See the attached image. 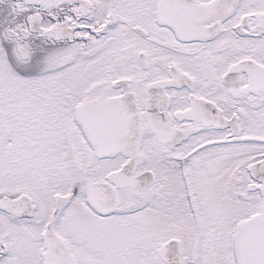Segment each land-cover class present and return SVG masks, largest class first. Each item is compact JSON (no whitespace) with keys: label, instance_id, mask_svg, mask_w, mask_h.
<instances>
[{"label":"flooded vegetation","instance_id":"af4514ba","mask_svg":"<svg viewBox=\"0 0 264 264\" xmlns=\"http://www.w3.org/2000/svg\"><path fill=\"white\" fill-rule=\"evenodd\" d=\"M109 99L141 139L97 157ZM263 187L264 0H0V264H236Z\"/></svg>","mask_w":264,"mask_h":264},{"label":"water","instance_id":"95a60500","mask_svg":"<svg viewBox=\"0 0 264 264\" xmlns=\"http://www.w3.org/2000/svg\"><path fill=\"white\" fill-rule=\"evenodd\" d=\"M76 117L97 157L111 156L132 146L138 148L141 134L134 128L135 113L127 99H109L102 103L85 101L78 107ZM260 194V211L247 221L236 241V264H264V187ZM60 202L57 200L56 205Z\"/></svg>","mask_w":264,"mask_h":264},{"label":"rangeland","instance_id":"374dc122","mask_svg":"<svg viewBox=\"0 0 264 264\" xmlns=\"http://www.w3.org/2000/svg\"><path fill=\"white\" fill-rule=\"evenodd\" d=\"M65 135H66L65 134V131L64 130H61L60 131V138L61 139H64L65 138ZM76 139H77L76 142H77L78 155H80V156L84 155L83 157H85V155H86L85 148L86 147L84 146V142L81 139V136L78 134ZM201 178L203 180V177H200V179ZM207 245H208V250H209V256H208V258L211 259V261L208 264H223L221 262L222 261V258H221V254H220V253H222L223 243L222 242H217L216 239L215 240L213 239V236H210L208 238ZM230 264H232V263H230Z\"/></svg>","mask_w":264,"mask_h":264}]
</instances>
